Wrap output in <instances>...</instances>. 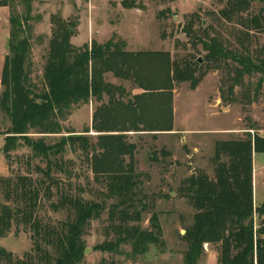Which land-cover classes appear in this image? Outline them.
<instances>
[{
    "label": "trees",
    "instance_id": "16d2710c",
    "mask_svg": "<svg viewBox=\"0 0 264 264\" xmlns=\"http://www.w3.org/2000/svg\"><path fill=\"white\" fill-rule=\"evenodd\" d=\"M253 1L227 0L221 16L228 21L241 17ZM142 2L124 0L122 6L126 10L143 9ZM13 3L0 0V7L10 9L9 54L0 92V121L7 125L2 151L10 159L13 152L27 147L34 159L47 165L45 169L36 167L43 178L17 175L0 180L5 198V203H0V238L7 237L16 227L32 233L34 242L33 252L18 260L0 248V264H82L88 228L106 212L116 239L105 241L97 250L121 254L122 246H130L132 256L138 258L155 246L162 248L163 253L166 243L160 217L141 196L138 146L127 134L172 132L176 84L190 83L195 89L208 72L222 69L224 61L236 64L231 67L234 84L228 89L230 97L246 77L257 79L256 94L259 93L264 87V45L255 51L242 45L241 53H236L218 39L201 41L207 51L206 68L198 58L173 60L169 52H129L126 42L117 35L105 44L92 42L76 47L72 43L74 26L53 17L42 81L35 83L30 13L18 14ZM244 25L264 35V8ZM246 37L250 39L248 34ZM107 74L130 82L144 93L125 103V89L108 83ZM104 96L109 97V102L96 110L92 125L100 135L89 137L88 129L83 135L70 132L65 137L63 123L74 110L93 99L101 102ZM55 136H62L60 142H47V138ZM67 146L72 150L79 148L95 181L105 185L101 202L63 191L61 181L53 177L54 167L66 179L72 177L70 167L74 163L65 165L62 161ZM254 154L264 155V137L259 133L216 142L212 158L214 178L196 174L183 183L182 196L197 210L183 237L187 245L184 264H199L205 245L217 246L219 264H264V200L255 207ZM53 188L60 197L51 203V208L68 215L59 224L46 223L38 216L43 198L53 199ZM146 213L151 214L148 229L141 225Z\"/></svg>",
    "mask_w": 264,
    "mask_h": 264
},
{
    "label": "rangeland",
    "instance_id": "374dc122",
    "mask_svg": "<svg viewBox=\"0 0 264 264\" xmlns=\"http://www.w3.org/2000/svg\"><path fill=\"white\" fill-rule=\"evenodd\" d=\"M13 1L18 14L25 16L30 13L28 26L34 63L32 78L35 83L42 81L45 57L54 27L53 17L62 18L74 26L72 40H75V44L88 40L92 31L93 42L102 44L117 35L126 42L127 51L169 52L173 60L198 58L206 68L207 61L204 58L207 51L201 41L218 39L225 48L236 53H241L242 45L252 51L264 45V35L248 30L244 25L264 8L262 0H254L248 12L241 17H232L231 21L221 16L227 0H142L143 9L138 10L124 9V0ZM247 34L250 39L246 37ZM5 42L7 40L5 41L4 33L0 30V56L7 46ZM3 65L0 58V83ZM232 65L236 64L231 60L224 61L222 69L208 72L195 89H192L190 83L176 84L179 134L170 136L160 135L163 133H136L129 136L130 141L138 146L136 163L137 172L141 176V196L160 217L166 243L164 252H161L162 248L152 246L145 256L134 258L130 246H122L121 254L97 250L105 241L116 239L106 212L101 219L92 221L88 228L84 238L88 252L82 264H184L187 245L183 242V237L186 235V228L193 224L197 210L182 196L180 189L183 183L194 173H205L214 178L212 158L218 140L238 137L241 139L247 133L264 136V87L256 94L257 79L246 77L242 86L236 88L230 97L228 89L234 84ZM87 106L75 109L69 120L63 123L65 137L70 136V132L78 135V132L89 129ZM6 129L7 125L1 120L0 180L17 175L43 178V174L37 172L36 167L45 169L47 163L34 159L29 148L22 147L13 152L10 159L6 158L2 151ZM213 130L222 131L221 134L205 133ZM193 131L199 133L194 134ZM88 136L93 137L90 134ZM61 139L62 136L50 137L47 142L54 144ZM84 156L78 147L72 150L67 146L62 161L65 165L69 161L74 163L70 167L72 177L66 179L56 167L53 168L52 175L61 181L63 191L101 202V194L106 192L105 185L95 181ZM55 161L53 160L54 163ZM263 179L264 155L260 154L255 158V207L264 200ZM53 194L51 201L43 198L38 216L46 223L59 224L68 215L65 211H53L50 205L56 203L60 197L57 196L56 188H53ZM0 203H5L1 188ZM150 218V213L144 214L141 224L144 229L150 227ZM256 224H259L257 218ZM31 237L32 233L14 227L7 237L0 238V248L12 253L16 260L23 259L34 250ZM219 256L217 246L205 245L199 264H219Z\"/></svg>",
    "mask_w": 264,
    "mask_h": 264
},
{
    "label": "crops",
    "instance_id": "0c3cea01",
    "mask_svg": "<svg viewBox=\"0 0 264 264\" xmlns=\"http://www.w3.org/2000/svg\"><path fill=\"white\" fill-rule=\"evenodd\" d=\"M9 17H10V9L8 7H0V30L4 33L5 41L7 40V42H5V46L6 45L7 46L4 47V50H2V54L0 56L1 61H3L4 64H5L6 57L9 54V40H10V22H9ZM91 38H92V41H91ZM85 41H83V40L82 41H78V43L75 44V40H72V43L76 47H83L84 46L83 44H85V43H87V44L90 43V45H91L92 42H93V31H92V36H90V38L88 40H85ZM98 44H102V43H98ZM3 69H4V65H3ZM2 74H3V70H2ZM111 76L113 77V79H110ZM105 77H106V81L108 83L113 84V85L118 86V87H123L125 89L126 93H125L124 98H123V101L125 103L128 100L133 99L134 97H136L138 95H142L144 93L141 89L132 86V84L130 82H126V81H122L120 79H117L112 74H107ZM1 81H2V79H1ZM1 90H2V85L0 83V91ZM117 98H118V96H117ZM176 100L177 99H176L175 90H174V92H173L174 128H173L172 132H166V133H163V134L159 133L160 135L174 136V135H177V134L180 133L177 130V101ZM108 102H109V97L108 96H104V99L101 102H98L95 99H93V100H91L90 105L88 104L87 107H88V110H89V130H91V133H89L90 136L96 137V136L100 135L99 133L94 132V130L92 129L93 116H94V113L96 112V110L99 107H101L103 104H107ZM84 106H86V105H84ZM221 131L222 130H213V131H205V133L221 134ZM84 132L85 131L78 132V135H83ZM193 133L194 134H198L199 131H193ZM133 134H136V133H128L127 135L128 136H132ZM159 134L157 133L156 135H159ZM238 138H230V139H227V140H218L217 142H219V141H229V140H239ZM254 157L256 158V154H254ZM255 158H254V172H255ZM262 182H263V185H264V179L262 180ZM255 188H256V184L254 185V191H255ZM263 190H264V186H263ZM208 246H210V245H208Z\"/></svg>",
    "mask_w": 264,
    "mask_h": 264
},
{
    "label": "water",
    "instance_id": "95a60500",
    "mask_svg": "<svg viewBox=\"0 0 264 264\" xmlns=\"http://www.w3.org/2000/svg\"><path fill=\"white\" fill-rule=\"evenodd\" d=\"M200 62H202L201 60H199ZM87 252H88V249H86V251H85V255L87 254Z\"/></svg>",
    "mask_w": 264,
    "mask_h": 264
}]
</instances>
